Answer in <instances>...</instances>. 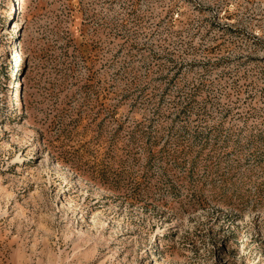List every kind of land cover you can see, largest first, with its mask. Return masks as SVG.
<instances>
[{
	"label": "rangeland",
	"instance_id": "1",
	"mask_svg": "<svg viewBox=\"0 0 264 264\" xmlns=\"http://www.w3.org/2000/svg\"><path fill=\"white\" fill-rule=\"evenodd\" d=\"M23 1L0 264H264V0Z\"/></svg>",
	"mask_w": 264,
	"mask_h": 264
},
{
	"label": "bare ground",
	"instance_id": "2",
	"mask_svg": "<svg viewBox=\"0 0 264 264\" xmlns=\"http://www.w3.org/2000/svg\"><path fill=\"white\" fill-rule=\"evenodd\" d=\"M20 12H24L25 11V9H26V6H25V3H24V1L23 0H20ZM14 29H16V26L14 27ZM17 82H18V80H17Z\"/></svg>",
	"mask_w": 264,
	"mask_h": 264
}]
</instances>
